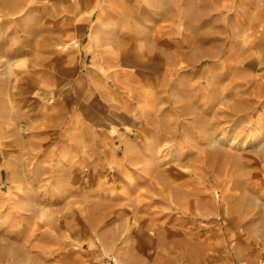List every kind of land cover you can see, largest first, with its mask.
<instances>
[{
    "label": "rangeland",
    "instance_id": "374dc122",
    "mask_svg": "<svg viewBox=\"0 0 264 264\" xmlns=\"http://www.w3.org/2000/svg\"><path fill=\"white\" fill-rule=\"evenodd\" d=\"M66 1L0 0V264H264V48L255 0L237 19L235 2L220 11L212 0H108L106 14L166 31L165 40L148 33L146 49L121 42L149 75L146 119L126 131L109 108L85 104L80 114V88L72 102L83 70L66 67L84 55L60 36L65 21L54 5ZM46 49L49 59L37 60ZM78 143L93 174L105 176L102 187L89 167L81 183L68 179ZM108 147L125 159L115 153L116 163Z\"/></svg>",
    "mask_w": 264,
    "mask_h": 264
},
{
    "label": "crops",
    "instance_id": "0c3cea01",
    "mask_svg": "<svg viewBox=\"0 0 264 264\" xmlns=\"http://www.w3.org/2000/svg\"><path fill=\"white\" fill-rule=\"evenodd\" d=\"M104 1L105 0H67L65 3H57L54 5L60 12H63L58 18L65 21L60 36L62 39H67L68 41L73 40L75 47L72 52L80 51L84 55L83 59L82 57L77 58L76 56L69 58L68 66L66 67V69L74 72L76 69L80 71L83 70L81 75L74 80L75 90H73L71 94L72 102L74 97L77 99V96H79V94L74 95V92L76 91V93H78L77 91L80 90L76 89L80 88L82 100H85V103H81L83 102L81 99L78 100L80 104L78 111L80 114H82L80 109L87 108L85 104H92L94 107H98L97 110H99L100 113H103V110L106 111L109 108V114L112 121L116 122V125L124 129L126 128L124 131L136 130V123L139 121L142 122V119H146V99L144 98L146 95V81L144 84L143 79L146 80V78H149V75L144 74L146 63L143 62L141 57H138L136 52H129L128 54L126 51L124 53L121 50V42L124 43V40L129 38V43H139V45L141 44L142 47L146 49L145 38L148 36V33L150 37H156L154 32L157 30L161 31L164 26L158 25L154 28V31L150 32L146 27L148 24L147 20H142L135 16L133 17V15L106 14L105 9H108V7H104V5L107 6L108 0H106V2ZM245 1L246 0H212V4L214 5L217 3L220 11H228L235 2L237 9H234L232 15L234 16L233 18L237 19L246 14L244 9ZM253 11L257 13L254 16L258 18V26L260 28L257 35L259 39L257 40V44L260 42L261 48L263 49L264 0H255ZM154 22L156 24H162L165 21L156 20ZM108 33H111L114 38L109 36ZM157 36L159 40H161V38L165 40L166 31L162 30ZM54 37V34L48 35L47 39H54ZM51 46L53 45L51 44ZM117 50L124 54H120ZM46 53L47 55H37L36 59H49L48 57H43L50 56L49 49H46ZM68 55L69 57L72 56L70 53ZM62 56L64 59V55ZM73 58L75 61H73ZM80 64H82L81 67ZM47 65H49V61H47ZM66 83L69 84V80H67ZM75 133L83 138V140H86V131H78ZM126 133L127 132H125V134ZM100 147L101 146L97 148L98 151H100ZM72 150L76 151V158L71 164L74 169L69 174L68 179L73 180L75 183H81L85 169L89 167V171L92 172L91 183H97L95 187H102L105 182V176L103 175V177H100L97 169H95L97 174H93V169L89 162L90 160L87 158L91 154L86 145L80 146L78 143ZM108 151H111L109 155H113L114 159L116 158V163H120L126 157L125 154L115 147H108ZM118 152L122 155L123 160L118 159ZM115 153L117 155H115ZM99 154L104 158L101 153ZM105 160L108 161L106 156ZM99 165L100 163L94 167L97 168ZM125 166H127V163L119 166L122 173L124 172ZM123 178L127 179L125 177ZM134 195L137 198L140 192L136 191ZM118 199L120 200V204L125 203L123 193L120 194ZM132 206L139 210L135 205L132 204ZM139 212L141 215L146 214V203L142 206L140 211H136L138 215Z\"/></svg>",
    "mask_w": 264,
    "mask_h": 264
},
{
    "label": "built area",
    "instance_id": "2783aa9c",
    "mask_svg": "<svg viewBox=\"0 0 264 264\" xmlns=\"http://www.w3.org/2000/svg\"><path fill=\"white\" fill-rule=\"evenodd\" d=\"M110 259H111V258H110ZM105 264H120V262L117 261V260H115V261H113V260H109V261H107Z\"/></svg>",
    "mask_w": 264,
    "mask_h": 264
},
{
    "label": "bare ground",
    "instance_id": "6f19581e",
    "mask_svg": "<svg viewBox=\"0 0 264 264\" xmlns=\"http://www.w3.org/2000/svg\"><path fill=\"white\" fill-rule=\"evenodd\" d=\"M0 6H1V4H0ZM3 6H5V3H3ZM3 6H2V7H3ZM3 8H4V7H3ZM41 215H46V214H45V212H43ZM128 221H131V220H128ZM128 221H127V222H128Z\"/></svg>",
    "mask_w": 264,
    "mask_h": 264
}]
</instances>
